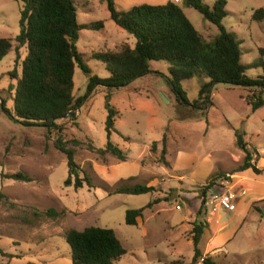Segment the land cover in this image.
Instances as JSON below:
<instances>
[{
	"label": "rangeland",
	"instance_id": "1",
	"mask_svg": "<svg viewBox=\"0 0 264 264\" xmlns=\"http://www.w3.org/2000/svg\"><path fill=\"white\" fill-rule=\"evenodd\" d=\"M168 0H114L117 10L125 11L134 5H160ZM173 1V0H171ZM227 16L222 24L236 33L240 44L241 62L249 65L259 57L264 59V18L253 20L257 8H264V0H226ZM211 6L214 0H204ZM79 23L103 21L100 29L85 28L78 33L76 46L92 74L109 75L105 64L92 58L93 52L117 50L125 42L134 45L135 38L118 27L109 17L103 0H75ZM184 14L208 41L218 30L193 8L179 1ZM20 0H0V37L11 38L19 32ZM13 43L0 61V192L6 197L0 201V264H71V251L64 240L69 228L82 230L87 226L110 228L120 240L126 253L114 264H164L171 261L189 263L193 246L191 229L201 203L200 185L187 175L202 162L209 161L213 172L229 178L217 187L230 191L240 200L245 189L233 192L231 182L242 175L258 179L259 190L245 195L244 207L238 212L241 219L230 220L237 211L222 207L213 209L207 204L202 219L208 223L201 237L200 248L218 264H264V104L251 110L245 96L261 92L264 86L249 88L216 83L212 86L207 119L192 116L176 102L164 81L168 63L150 61L151 72L138 77L128 85L114 88L110 104L116 109L115 130L110 140L126 154L119 160L107 154L100 156L90 150L104 148L106 109L105 89L94 90L73 109L74 115L56 120L58 129L26 125L13 117V94L20 76L21 62L26 55L24 47L16 50ZM13 72L16 76H10ZM264 67L248 66L246 74L256 78ZM203 81L193 77L181 81L186 97L193 100ZM88 75L75 65L73 95L80 97L86 90ZM235 129L245 132L243 138L252 151V162L259 169L235 171L241 164L243 152L235 144ZM166 135L164 157L161 161L162 136ZM61 137L74 150V161L79 165V178L86 174L82 185H65L68 177L66 156L54 146ZM80 141L75 145L72 140ZM156 141L155 149L151 144ZM186 160L177 164V156ZM237 158V159H236ZM174 164V165H173ZM188 168V169H187ZM186 169V170H184ZM22 170L32 177L29 182L2 177V174ZM186 176V179H185ZM147 184L155 186L152 193H116L120 186ZM252 186V185H251ZM247 206V200L250 198ZM154 198L161 201L143 211L136 225L125 223L127 209L146 205ZM247 201V202H246ZM179 206V208H178ZM247 206V208H246ZM59 212L49 217L45 211ZM245 209V211H244ZM243 212V214H241ZM195 264H201L198 260Z\"/></svg>",
	"mask_w": 264,
	"mask_h": 264
},
{
	"label": "trees",
	"instance_id": "2",
	"mask_svg": "<svg viewBox=\"0 0 264 264\" xmlns=\"http://www.w3.org/2000/svg\"><path fill=\"white\" fill-rule=\"evenodd\" d=\"M19 32L13 39L0 37V61L12 48L13 43L19 58L18 50L24 47L26 55L21 62L20 76L14 89L13 117L20 123L58 129L55 122L66 116L73 109L79 107L95 88L102 86L105 89L106 119L105 131L107 141L104 148L96 149L89 145L90 150L96 151L100 156L107 154L119 160H125L126 154L110 140L117 116L116 109L110 104L112 90L128 85L134 79L151 72L150 61L163 60L168 63V75L164 81L169 86L179 106L187 108L192 116L204 118L207 122V108L212 105V86L216 83L243 86L249 88L264 86V73L256 78L246 74L248 66L264 67V59L259 57L249 65L241 62L242 42L233 31L227 30L222 20L227 16L226 0H214L209 6L204 0H180L186 7L199 12L204 19L214 24L218 30L217 35L210 41L192 25L184 14L179 2L168 0L164 4L151 5L142 3L134 5L125 11L117 10L114 0H103L110 19L121 29L135 38L134 45L123 42L117 50L93 52L91 57L105 64L109 72L107 77L92 74L91 69L78 50L76 42L81 29H100L103 21L79 23L75 0H20ZM253 20L264 18V8L253 11ZM264 51V50H260ZM78 66L88 75V82L84 94L80 97L73 95L74 67ZM10 72V76H16ZM199 77L206 79L198 89L197 97L189 100L181 86V81ZM245 100L255 111L264 104L261 92H251ZM2 101V100H1ZM3 106V101H2ZM245 132L235 129V144L243 152L241 164L235 171L252 169L259 172L252 162V151L243 138ZM161 161L168 166L164 157L166 148V135L162 136ZM75 145L80 141L73 139ZM54 146L62 152L67 159L68 177L65 185L71 184L74 177L76 187L85 180L89 186L90 180L85 174L79 178V165L74 161V150L67 147L66 142L57 137ZM156 141L151 144L154 150ZM6 179L29 182L32 177L22 170L1 175ZM220 178H225L221 172L210 174L200 185L201 203L196 211V219L191 229V243L193 246L192 259L186 264H218L210 256H204L200 242L204 230L208 227L205 219L200 218L205 212V198L213 192L219 191L217 184ZM226 179V178H225ZM229 179V178H227ZM155 186L135 184L120 186L116 193L144 194L152 193ZM6 197L0 192V201ZM161 201L154 198L146 205L127 209L125 223L136 225L137 218H142L143 211L151 208ZM49 217H56L59 212L49 208L45 211ZM64 240L71 251V264H114L125 253L120 240L114 231L106 227L87 226L82 230L69 228L64 232ZM26 264H35L28 262ZM164 264H184L171 261Z\"/></svg>",
	"mask_w": 264,
	"mask_h": 264
},
{
	"label": "crops",
	"instance_id": "3",
	"mask_svg": "<svg viewBox=\"0 0 264 264\" xmlns=\"http://www.w3.org/2000/svg\"><path fill=\"white\" fill-rule=\"evenodd\" d=\"M185 160H186L185 154H181V152H179L177 159H176V163L179 164V163L184 162ZM184 170H186V169H184ZM211 172H213L211 163L209 161H205V162H202L199 166L197 165L192 170L188 169L187 175H188V177H190L192 179V180H190V183H192V184L194 182L203 183L207 179V177L211 174ZM185 179H186V176H185ZM257 181H259V180L256 178H253L252 176L242 175L241 178L238 179L237 181H235L234 183L231 182L230 186H231V189L234 193L235 192L237 193L238 191H240V189L241 190L245 189V195H248V194H252V193L256 192L257 190L255 188H257L258 190H259V188H261V187H259V184L257 183ZM261 185H264V183H262ZM261 194L264 196V192ZM245 195L240 200L238 198L236 200H234V203H235V210L234 211H237V212L235 213V217H231L230 220H233V219L240 220L242 218L241 215H238L239 214L238 212H240L242 210L241 208L244 207L243 202H244ZM253 199H255V198L253 197V198H250L249 200H247L249 202L246 201L247 206L251 203L250 201ZM247 206H246V208H247ZM244 211H245V209H244ZM241 214H243V212Z\"/></svg>",
	"mask_w": 264,
	"mask_h": 264
},
{
	"label": "built area",
	"instance_id": "4",
	"mask_svg": "<svg viewBox=\"0 0 264 264\" xmlns=\"http://www.w3.org/2000/svg\"><path fill=\"white\" fill-rule=\"evenodd\" d=\"M180 0H175V2H179ZM228 180L224 179L222 184H228ZM234 194L230 191H213L207 196L206 203L213 204V209H216L217 207H222L223 209H226L227 211H234L235 210V203H234ZM179 208V206H178Z\"/></svg>",
	"mask_w": 264,
	"mask_h": 264
},
{
	"label": "water",
	"instance_id": "5",
	"mask_svg": "<svg viewBox=\"0 0 264 264\" xmlns=\"http://www.w3.org/2000/svg\"><path fill=\"white\" fill-rule=\"evenodd\" d=\"M0 106H1V108H2V101H0ZM66 115L73 116V115H74V111H70V112H68ZM26 125H27V124H26ZM35 125H37V124H35Z\"/></svg>",
	"mask_w": 264,
	"mask_h": 264
}]
</instances>
